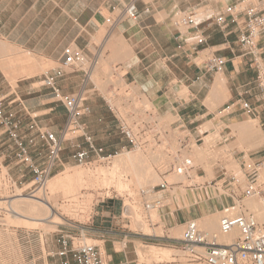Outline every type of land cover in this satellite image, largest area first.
<instances>
[{"label": "crops", "instance_id": "0c3cea01", "mask_svg": "<svg viewBox=\"0 0 264 264\" xmlns=\"http://www.w3.org/2000/svg\"><path fill=\"white\" fill-rule=\"evenodd\" d=\"M131 1L136 6L137 19H122L110 31L104 29L105 17L109 13L121 12ZM233 1L0 0V41L55 65L53 68H61L63 76L57 81L61 93L74 94L81 89L87 92L86 104L90 114L81 121L95 143L107 152L124 147L125 142L92 79L95 74L96 80L103 81L102 71L99 69L94 73L95 66H91L89 71L64 66L63 51L67 47L80 50L86 62L90 63L96 52L100 58L104 54L105 62L120 60L116 68L124 72L121 77L124 85L136 89L137 95L145 98L159 116L173 118V126L188 130L189 126L197 124L188 131L198 141V123L204 117L214 114L218 108L231 101L245 99L256 105L258 100L254 89L249 95H243L246 88L252 87L255 73L248 67L243 56L244 50L237 43L236 29L230 27V34L225 36L212 19L224 4ZM204 6L209 11L200 16V30L206 44L201 47L202 53L195 59L190 56L192 48L176 40L177 28L171 19L177 12ZM121 47H124L122 52L119 50ZM104 48L108 50L103 53ZM208 53L225 59L221 73L204 69ZM202 57L203 63L196 65L194 62ZM2 79L5 78L0 71ZM37 80L32 82L28 77L21 78L15 88L3 80L0 83V100L5 114L13 115L20 121V133L29 139L35 134L28 129L29 125L34 123L38 129L44 128L58 135L66 119L61 104L54 100L49 89L42 86V74ZM239 118L229 115L221 121L230 126L234 124L233 119ZM4 139L0 129V143ZM33 140L39 145L37 138ZM1 148L0 153H4L12 145L4 140ZM117 213L114 203H108L96 213L91 225L87 227L90 236L103 242L102 254L106 256L108 264H123L124 259H127L125 251L115 250V246L121 242L122 234L107 230L104 227L106 225L102 226L103 223L111 222L103 218L114 220V214Z\"/></svg>", "mask_w": 264, "mask_h": 264}, {"label": "rangeland", "instance_id": "374dc122", "mask_svg": "<svg viewBox=\"0 0 264 264\" xmlns=\"http://www.w3.org/2000/svg\"><path fill=\"white\" fill-rule=\"evenodd\" d=\"M117 13L118 12L113 14L109 13L105 17L104 22L107 18H113ZM106 28H108V24L105 22L104 29ZM104 29L103 34L105 33ZM108 30L110 31L111 29L108 28ZM123 49L124 47H121V49L119 48L120 52H122ZM15 50L18 52L19 56L28 54L17 48ZM106 50H108V48H104L103 53ZM103 57L104 54L102 55V58L99 57L98 62L94 67V73L100 69L102 71L104 80H96L94 78L95 74L92 76V79L101 94H105L111 89L113 90L114 94L118 93L117 95H119V102L124 100L126 105L123 106L122 109L125 107H128V109L134 107V109L140 111L147 110L149 113L148 115L145 114L142 119L147 121L151 128L158 130L160 137L157 140L154 139V141L152 138H148L147 146L145 148L139 149V151H142L145 156H152L155 158L157 163L151 161V168L158 177V181L157 183H153V185L160 183L161 179L171 184V186H169L168 189L161 194L163 195L164 201L166 202V200L171 199L170 196H172L174 193V203L172 202L173 205L170 207H168L166 204V207L157 211L156 214H158V218H153V223L150 224L145 220V214L143 213L142 208L138 203V199L136 198L140 188L134 189L135 197L118 195L112 190L109 197L105 196L104 191L101 190H83L81 191V195L86 196L84 199H87V196L91 195V200L90 198L87 199V202L85 200L82 207H80V210L75 213V216L65 217L66 221H64L63 224L51 225V229L46 231L36 228H29L24 225H21V227L20 225L15 224L10 218L8 208L0 207V264H58V260L56 258H51L50 254L57 249L56 238L59 231H63L64 233L74 237H76L79 232H82L84 235L82 241H85L88 244H93L101 250L103 242L90 236V233L87 231V227L91 225L93 217H96V213L99 212L101 208L106 207L108 203H114L116 212L118 213L114 214V220H111L110 218H103V220L107 219L111 222L109 224L103 223L102 226L106 225L104 227L107 228V230H112L122 234L120 240L121 242L119 245L115 246V250L117 252L125 251L127 259L125 260L123 258V264H188L186 258L176 248V245L165 241L167 237L171 238L172 229H177V227H181L182 229L183 224L189 220L197 221L198 219H203L204 216L216 214L227 207H242L245 205L244 200L251 199H243L242 197L233 196L228 191L229 186L226 177L232 175L239 179L242 178L241 181L244 183L241 172L242 164L250 165L253 161L258 160L261 157V150L264 145V114L261 115L262 122L258 119H256L255 122L261 134L259 135L258 139L259 145L256 148H251L249 144L245 143V141L241 142V139H238L237 136L232 133L231 127L221 121L222 118L229 116H223L224 114L221 113L223 110L222 108L234 106L230 115L239 116L240 118L236 120L233 119V123L245 121L254 122L253 117H246L240 110L239 106L236 104L238 100L226 103L223 107L218 108L214 114L204 117L202 120H200L198 123V133L200 136L197 141L191 136V131H188L190 128L196 127L197 124L189 126L188 130L184 128L181 130L180 127L173 126L172 123L175 121L173 118H163L162 116H159L145 98L137 95L136 89H134L132 86L124 85V82L121 79V76L124 72L123 70L121 71L116 68V64L120 62V60L113 59L111 61L109 60L105 62ZM31 58L39 60L34 56ZM203 61L204 59L202 57L196 60L194 63L196 65H200L203 63ZM18 64L19 63H17V65L15 64V66L12 64L11 69L5 73L2 69V61H0V71H2L3 77L5 78L2 80L11 88H15V86L12 85L13 82H11V78L17 77L19 70L23 66V63L19 64L20 66ZM89 66L90 62H87L81 68L87 70ZM42 67L43 70L42 68L37 69L34 74L27 77L33 80L32 82H37V78L41 74L55 67V65L45 62ZM21 78H26V76H20L16 78V82ZM2 80H0V83ZM109 85H111L110 88ZM133 92L136 95H134ZM85 96L87 98V92L85 93ZM129 100L130 103L126 104V101ZM115 102L117 104V100H115ZM116 104L114 103L113 106ZM256 104L258 105V103ZM131 110L133 109L131 108ZM140 113L142 114L143 112ZM45 130L47 131V129L43 128L41 129V132ZM32 132L35 133L33 138H37L39 145H31V157L35 164L41 165L44 162V157L46 155V145L43 141L39 140L37 137L39 135L36 130ZM206 136H209V144L207 146L204 139ZM99 138H102V134L99 135ZM184 139H187L186 142L188 147L181 149L180 142ZM4 140L8 141L7 138ZM4 140L1 141L0 145L3 144ZM66 145L67 148H65ZM2 149L3 148L0 150ZM198 150L203 151V156L201 158L197 157ZM137 151L138 149H126L122 151V147H119L118 149L106 152L113 155V157H117L127 152L133 154ZM11 152L12 148H7V152L0 153V163H2L4 169L8 171L12 181L16 183V189L21 191V195L26 197L27 195L31 194H27L28 190L24 192L22 185L25 183L24 188L28 189L31 185L30 182L32 180V175L28 173L27 170H25L23 165L18 164L12 158ZM160 153L164 155H161ZM184 153L185 155H183ZM189 153H191L190 155L195 156L193 162L198 169L196 175H194L192 179H185L183 177H181V179H176L170 175L172 172L166 173L173 166H175V164H177L175 163L173 157L178 154L184 158H187L190 157ZM71 154L70 144L66 143L63 146V150L60 154V163L56 165V170L49 180L55 176L73 171L75 169H92L97 167L107 168L111 166L114 160L112 157L108 163L78 165L71 159ZM163 156L166 157V159L163 158ZM190 159L193 160V156H191ZM162 160H164V162ZM158 161H162L163 165L162 162L159 163ZM164 167H167V169L165 170ZM174 178L175 180H173ZM153 185L148 184L147 187ZM41 189H43V187H37L33 193H36ZM15 194L16 193H14V195ZM6 197L11 198L13 197V194ZM6 197L0 199V202L6 201ZM84 199L80 198L79 200L82 201ZM55 200L58 201V203H61L60 195H56ZM126 200L127 203H125ZM88 201L91 202L89 203ZM215 202H217V204L213 205ZM215 209H217V211H215ZM150 216H152V214H150ZM222 216L223 214L219 216L217 215V223ZM97 217L99 218V216ZM259 222L261 223L262 221ZM154 223L155 225H153ZM143 228L145 231H143ZM146 230L150 233L148 234L147 232L146 234ZM149 247L169 250L172 256L171 260H155L147 253V248ZM103 257L106 259L105 255Z\"/></svg>", "mask_w": 264, "mask_h": 264}, {"label": "built area", "instance_id": "2783aa9c", "mask_svg": "<svg viewBox=\"0 0 264 264\" xmlns=\"http://www.w3.org/2000/svg\"><path fill=\"white\" fill-rule=\"evenodd\" d=\"M218 3L219 0H211ZM209 11V8L190 9L177 12L172 17V24L177 28L176 40L189 45L196 59L202 52L201 47L206 44V39L200 30V16ZM122 19L135 21L137 10L133 1L129 2L121 12L113 18H107L105 22L109 28H113ZM207 19H210L207 18ZM214 25L225 36L230 34L229 28L234 27L237 31V43L243 48V56L247 60V65L255 73V78L251 88H246L243 95H249L251 90L256 91L258 100L253 105L245 99H238L236 104L246 117L259 119L264 114V0H235L224 4L220 10L212 16ZM180 48V46H179ZM96 53L90 66L98 62ZM87 62L83 53L74 48L67 47L63 51V65L73 69H80ZM226 61L223 57L208 54L204 61V69L208 72L221 73ZM63 76L61 68H52L42 74V86L49 89L54 100L63 107L66 119L63 128L58 135L52 132L42 131L33 123L28 126L30 131L36 130L40 141L46 145V164L42 167L35 166L31 157L30 147L35 145L33 138H28L20 133V121L13 115L5 114L0 100V129L11 143L14 160L18 164H23L32 175L34 183L25 189L27 194H32L41 185L52 171L54 164L58 161L65 142L70 144L72 149L71 158L78 165H90L97 161H109L113 156L108 154L103 147L95 144L92 135L87 131V127L81 119L90 114V108L86 104L84 90L74 94H63L57 86V81ZM122 77V76H121ZM128 91V90H127ZM126 91V92H127ZM84 93V94H83ZM118 94V93H117ZM109 92L100 95L109 113L113 116L118 126V132L122 135L129 149H136L145 141H141L130 128L121 123L117 114L119 110L110 106L108 100H117L119 95ZM109 95V96H108ZM111 95V96H110ZM126 101V104H129ZM120 106H126L124 100L120 101ZM234 108V106H233ZM231 106L222 108L223 116L232 113ZM230 110V111H228ZM262 120V119H261ZM259 120V121H261ZM262 122V121H261ZM264 122V119H263ZM264 124V123H263ZM152 131V128L147 123ZM146 130V127H145ZM186 138V137H185ZM187 139L180 142V148L187 147ZM262 155L258 160L250 165L242 164L241 179L232 175L226 177L228 181V191L243 199L255 198L264 209V145ZM0 165V192L10 193L14 191L9 176L3 172ZM195 168L189 159H184L181 164H175L168 172L184 176L185 179H192ZM168 183L164 181L155 187L141 189L142 209L146 212L161 209L164 206L162 195ZM242 208V207H241ZM243 211V212H242ZM237 215L226 214L219 220V234H209L204 229L198 227L196 221L189 220L183 224L181 236L176 239L167 237L165 241L176 245V248L186 258L188 264H264V224L260 223L253 213L244 206ZM227 212V211H225ZM219 235L231 236L228 242L219 240ZM77 238L59 234L56 240L59 246L58 251L50 254L51 258L58 259V264H107L99 249L95 245H90L82 241L81 233Z\"/></svg>", "mask_w": 264, "mask_h": 264}, {"label": "bare ground", "instance_id": "6f19581e", "mask_svg": "<svg viewBox=\"0 0 264 264\" xmlns=\"http://www.w3.org/2000/svg\"><path fill=\"white\" fill-rule=\"evenodd\" d=\"M109 29H112V28H109ZM15 49H16L15 47H12L11 45L0 41V61H2V69L4 70L5 73H7L11 69L12 64H14V66H15V64L17 65V63H19V64L23 63V66L19 70V74L17 75V77L11 78V82H13V84L12 83L11 84L13 86H15V83L17 80L16 78H18L20 76L21 77L26 76V78H27V76H31L32 74H34L37 71V69L42 68V70H43L42 66L45 64V62L43 60H36V59L31 58L32 57L31 54H29V55L24 54L23 55V53L21 52V54L23 56H19L18 52ZM96 53H95V55H96ZM208 54H210V53H208ZM207 56L208 55H206V58H207ZM99 57L100 56H98V59H99ZM14 66H12V67H14ZM93 66H95V65H93ZM90 67L91 66H89L87 70H89ZM81 90H84V89H81ZM84 92L86 93L85 90H84ZM100 95H102V94L100 93ZM213 99H214V97H213ZM108 102H109L110 106H113L114 103L116 104L115 100H113L112 98H109ZM210 103H212V101H210ZM113 107H116V109L119 110L117 117L119 118L121 123L125 124L128 128H130L131 131L134 134H136L137 137H140L142 142L144 140L145 144L143 143L141 146L136 147V149H138V151L133 153V154L130 152H127V153H125L123 155H119L117 157L112 156L114 158V160H113L110 167H107V168L97 167V168H92V169H89V168L88 169H81V168L75 169L73 171H69V172H66L64 174H60L58 176H55L54 178L49 180L50 177L53 175V173L56 170V165L60 163V155H59L58 161L54 164L52 171L47 176V179H45V181L41 185H39V187H43V189H41V190L37 191L36 193L31 194V195H27L25 197V196L21 195V191H18L16 189V183L12 181V179L10 178V176L8 174V171H6L4 169L2 163H0V165L2 166L1 169L3 170L4 173H6L9 176V178L11 179V182H12L11 184L14 187V191H12L10 193L2 194V192H0V199L5 198L6 196L13 194V197H11V198L6 197L7 198L6 201L0 202V207L8 208V211L10 213L9 214L10 218L12 219V221H14L15 224L20 225V226L24 225V226H27L29 228H36V229L46 231V230L51 229V225L63 224L64 221H66L65 217L75 216V213H77L80 210V207H82L84 201L86 200V202H87V199H89L91 197V195H88L87 196L88 198L84 199V198H86V196L81 195V191H83V190H85V191L101 190V191H104V195L107 197L110 196V193L112 190L113 192L117 193L118 195H126L128 197H135L134 189H136V188H140V190H141V188L145 189V188H148L147 187L148 184L153 185V183H157L158 177L156 176L155 172H153V170L151 168V161L156 162L155 158L152 156H145L142 153V151L141 152L139 151V149L145 148L147 146L148 138H152L154 141V139L157 140L160 137V133H158V130H155L152 128V131H151L147 125V121L142 119V117L145 114L148 115L149 113L147 112V110L140 111V110L134 109V107H131V106L130 107L133 110H131V108L128 109V107H125L122 109V106H120L119 98H117V104L114 105ZM140 112H143V113L141 114ZM255 122H256V119H254V122L245 121V122H239V123H234V124L230 125L232 133L235 134L238 139H241L240 140L241 142L245 141V143L249 144V146L251 148H256L259 145L258 139H259V135H261L259 132V129L257 128V124ZM145 127H146V130H145ZM117 128H118V126H117ZM122 138L124 139V142H125L124 147H127L128 143L126 142V140L123 136H122ZM204 139H205V144L207 146L209 144V136L204 137ZM66 143H68V142L63 143L62 150H63V146ZM187 147H188V145H187ZM127 149H129V148H127ZM167 149H168V147H167ZM123 150H126V148L122 147V151ZM71 153H72V149H71ZM190 154L191 153H189V155ZM161 155H164V154H161ZM183 155H185V153ZM11 156L14 159L13 148H12ZM71 156H72V154H71ZM155 156H156V154H155ZM191 156H193V160L190 159ZM202 156H203V151L198 150L197 157L201 158ZM186 157H187V155H186ZM163 158L166 159V157H164V156H163ZM151 159H153V160H151ZM173 159H174L175 163H177V165L181 164V162L184 159H189L195 168L193 175H196L198 169L194 165V162H193L195 159L194 155H190V157L184 158V157L177 154L175 157H173ZM160 160H161V156H160ZM162 161L164 162V160H162ZM162 161H160V162L158 161V162L161 163ZM108 162L109 161H103V162L97 161V162H93L91 164L108 163ZM163 162H162V165H163ZM33 164L35 166L37 165L35 163H33ZM42 164L43 165L46 164L45 158H44V162ZM42 164L41 165L38 164L37 166L42 167L43 166ZM21 165H23V164H21ZM23 166L25 167V170L28 171L26 166L25 165H23ZM166 169H167V167L165 168V170ZM170 175L175 177L176 179H178V178L181 179V177L184 178V176H179V175L173 174V173H171ZM175 178L173 180H175ZM164 181L165 180L161 179L160 183L153 185V186H149V187L158 186L159 184L163 183ZM33 183H34V180L32 177V180L30 182V184H31L30 186H32ZM168 185L171 186V184H169V183H168ZM140 190L138 191L136 198L138 199V203H139L140 207L142 208V206H141L142 200H141V198H139ZM14 193H16V194L14 195ZM176 193H177V191H176ZM56 195L57 196L60 195V202L61 203H58V201L55 200ZM160 195H162V194L160 193ZM162 197H163V195H162ZM170 197H171V199L166 200V202L164 201V198H163V201L165 203H164V206L162 208L166 207V204L168 207L173 205L172 202L174 203V193ZM80 198H82L84 200L80 201L79 200ZM91 198H90V200H91ZM175 198H176V196H175ZM125 203H127V200L125 201ZM244 204L245 205H243V206L246 209H248L251 213H253V215L255 216V218L258 221H262L264 224V209L261 207L259 201L255 198H251L248 200H244ZM243 206H242V208H243ZM240 208L241 207H227V208H224V210H222L216 214L207 215V216H204L203 219H198L197 221L196 220L195 221H196V223L199 224V225L197 224L198 227L201 229H204L207 233L218 235L220 232H219V221L217 223V215L219 216L221 214H223V215L230 214V215L234 216V215L239 214L242 211V208H241V210H240ZM159 210L160 209L153 210L154 212L153 211L146 212L144 209H142L143 213L145 214V220L148 223L152 224L153 218H156V217L158 218V214H156V213ZM225 211H227V212H225ZM150 214H152V216H150ZM217 224H218V226H217ZM153 225H155V223ZM29 228H27V229H29ZM144 228H143V231H145ZM180 229H181V227H179V228L177 227V229L174 228V230L172 229V232H171V234H172L171 238L172 239H176L179 236H181L183 226H182L181 231H180ZM147 232L148 231L146 230L145 233L147 234ZM61 233L68 235L69 237H72V238H77V237L71 236L69 234H66L63 231H59L57 233V237ZM80 233H81V235H83L82 232H79L78 235ZM149 233L150 232H148V234ZM219 236H220L219 240H221L222 242H228L231 240V236H225V235H219ZM83 238H84V235H83ZM56 240H57V238H56ZM84 243H86V242L84 241ZM86 244H88V243H86ZM90 245H93V244H90ZM56 246H57L56 251H58L59 246L57 245V243H56ZM147 249H148L147 253L151 257H153L155 260L170 261L172 258L169 250L158 249V248H154V247H149ZM101 250L99 249V251L103 257L104 255L102 254ZM56 251H54V252H56ZM138 253H140V252H138ZM104 260H105V263H107V260L105 258H104Z\"/></svg>", "mask_w": 264, "mask_h": 264}]
</instances>
